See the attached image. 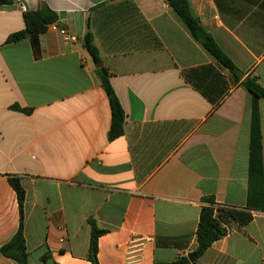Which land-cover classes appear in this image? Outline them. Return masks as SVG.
I'll return each instance as SVG.
<instances>
[{
  "label": "crops",
  "instance_id": "crops-1",
  "mask_svg": "<svg viewBox=\"0 0 264 264\" xmlns=\"http://www.w3.org/2000/svg\"><path fill=\"white\" fill-rule=\"evenodd\" d=\"M193 13L246 75L264 86V0H189ZM42 4L77 41L50 25L36 44L8 43L24 12ZM88 32L125 113L109 139L112 109L84 47ZM209 67L208 74L201 69ZM198 71V72H196ZM216 90L219 105L191 82ZM262 178L250 173L252 95L235 85L167 0H14L0 6V248L20 213L9 183L26 191L30 264H264V99L258 101ZM204 199L227 234L200 257ZM228 208L253 215L241 225ZM0 264H16L0 252Z\"/></svg>",
  "mask_w": 264,
  "mask_h": 264
},
{
  "label": "trees",
  "instance_id": "trees-1",
  "mask_svg": "<svg viewBox=\"0 0 264 264\" xmlns=\"http://www.w3.org/2000/svg\"><path fill=\"white\" fill-rule=\"evenodd\" d=\"M14 0H0V6L10 5ZM168 5L182 19L192 36L198 41L204 49H206L216 60L222 70L230 75L235 85L243 86L253 97V110L251 121V141H250V173L251 177L257 174L262 178V133L261 120L258 101L264 99V86L260 83L257 76L246 75L241 71L233 60L218 45L213 36L204 28L200 19L193 13L189 0H167ZM25 29L11 34L7 42L13 43L24 39H30L36 44L39 35L45 33L48 27L53 23L59 22V15L49 6L42 4L35 11L24 12ZM84 47L97 64L102 62L100 52L94 42L91 32H88L84 38ZM209 67L202 68L203 72H207ZM97 75L101 81L102 87L106 91L112 109V123L109 130V139L115 140L124 134L125 113L120 100L112 87L110 81V72L104 66L96 69ZM198 72V71H196ZM187 80L193 84L210 102L219 105L224 96L219 100L216 97V90L212 86L203 84L201 80L195 77V74L189 73ZM9 183L16 192L20 224L17 233L11 241L0 248L1 254L14 261L16 264H30L28 252L26 248V238L24 234L25 218L24 207L26 201V191L19 177L10 176ZM208 205L204 206L201 211L200 221L197 229L198 248L196 255L202 256L210 246L227 234L226 228L223 226L221 219L215 215L219 206L215 204L213 199H204ZM229 215L241 225H247L253 220V215L246 209L228 208ZM91 226V240L89 248V261L92 264H99L98 261V241L102 235L108 231L100 229L96 221L89 219ZM187 258H180L174 263H155V264H188Z\"/></svg>",
  "mask_w": 264,
  "mask_h": 264
},
{
  "label": "built area",
  "instance_id": "built-area-1",
  "mask_svg": "<svg viewBox=\"0 0 264 264\" xmlns=\"http://www.w3.org/2000/svg\"><path fill=\"white\" fill-rule=\"evenodd\" d=\"M51 26L53 27V29H55V30H59V32H60V33H61V34L67 39V40H70V41H72V42H76V41H77L76 36L69 34V32H68L65 28H63L62 26H60L59 24H57V23H53V24H51Z\"/></svg>",
  "mask_w": 264,
  "mask_h": 264
},
{
  "label": "water",
  "instance_id": "water-1",
  "mask_svg": "<svg viewBox=\"0 0 264 264\" xmlns=\"http://www.w3.org/2000/svg\"><path fill=\"white\" fill-rule=\"evenodd\" d=\"M96 67H97V68L102 67V62L97 63V64H96ZM196 257H197V255L190 256V260H193V259L196 258Z\"/></svg>",
  "mask_w": 264,
  "mask_h": 264
}]
</instances>
